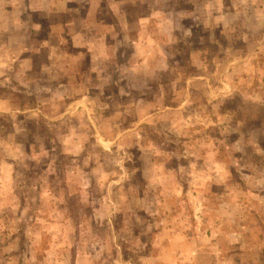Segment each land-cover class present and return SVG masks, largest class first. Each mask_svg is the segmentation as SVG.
Returning <instances> with one entry per match:
<instances>
[{
	"label": "rangeland",
	"instance_id": "rangeland-1",
	"mask_svg": "<svg viewBox=\"0 0 264 264\" xmlns=\"http://www.w3.org/2000/svg\"><path fill=\"white\" fill-rule=\"evenodd\" d=\"M57 22L112 50L88 102ZM0 264H264V0H0Z\"/></svg>",
	"mask_w": 264,
	"mask_h": 264
},
{
	"label": "crops",
	"instance_id": "crops-1",
	"mask_svg": "<svg viewBox=\"0 0 264 264\" xmlns=\"http://www.w3.org/2000/svg\"><path fill=\"white\" fill-rule=\"evenodd\" d=\"M34 9L36 8H31V10ZM68 12L72 13V11ZM67 15L70 17H76V15H71L69 13H67ZM67 22H57L56 24L59 25L48 28L51 32V38H45L43 39L45 41L41 42L42 47H50L49 56L46 62V64H49V67L44 65V68L45 71L52 73L50 81L51 85L55 87L57 94L56 101H64L63 97H65L67 98L66 103L68 104L72 103L74 100L88 102V93H86V91L88 92L90 88L97 89L100 87L96 81L102 80L104 76H108V78L112 80L110 74L114 72L117 63H113L112 65H100V63L107 61L112 57V50H110V54L103 51L102 53L106 54L102 57L101 54L97 53V43L87 37L86 33L84 35L83 30H72L70 25L69 30V26H66ZM97 41L100 40L98 39ZM129 42H132V44L134 43L133 40ZM247 56H250L249 53H247L245 59L237 65H233L234 61H231L232 58L228 60L225 65L226 76L230 75V73L237 67L243 66L242 64H244ZM110 65L112 68H110ZM133 71L136 72L134 68H131V73ZM102 74L103 77H101ZM135 77H137L136 74ZM123 78V74L121 73L120 79ZM89 79H92L91 82ZM230 87L231 93L233 94L230 97L228 96L229 99L233 98L237 91L240 90V88H236V82L234 83L233 79L231 80ZM85 113L86 116L83 112L81 114L71 112L70 115L75 114L80 115L83 118H88L90 114L88 115L87 112Z\"/></svg>",
	"mask_w": 264,
	"mask_h": 264
},
{
	"label": "trees",
	"instance_id": "trees-1",
	"mask_svg": "<svg viewBox=\"0 0 264 264\" xmlns=\"http://www.w3.org/2000/svg\"><path fill=\"white\" fill-rule=\"evenodd\" d=\"M77 3H80V0H75Z\"/></svg>",
	"mask_w": 264,
	"mask_h": 264
}]
</instances>
